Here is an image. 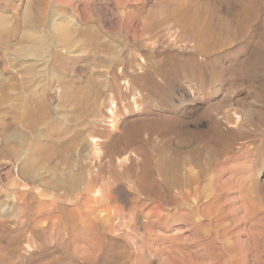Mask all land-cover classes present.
I'll return each instance as SVG.
<instances>
[{"label":"bare ground","instance_id":"1","mask_svg":"<svg viewBox=\"0 0 264 264\" xmlns=\"http://www.w3.org/2000/svg\"><path fill=\"white\" fill-rule=\"evenodd\" d=\"M115 5L119 23L111 37L102 33L100 24L78 27L75 18L49 7L46 0L27 3L20 11L0 12V43L11 68L8 75L0 76V117L12 113L14 123L33 130L37 139L24 140L17 128L10 135L6 134L7 129L0 133V157L10 162L0 189V227L7 226L10 217H19L20 224L28 217L26 192L22 188L33 180L45 187L80 191L78 197L85 203L92 201L96 186L105 187L108 210L105 220L111 224L125 214L124 206L117 203L118 197L127 192L126 188L123 190V180L127 179L135 203L142 200L164 203L172 178L158 173L163 165L149 148L153 144L151 136L165 126H174L178 119L148 112L135 118L133 124L124 121L119 128L122 111L141 110L138 101H147L151 95V88L146 87L149 81L153 82L151 74L135 68L140 51L159 50L166 40L170 41L168 44L180 42L185 56L170 54V74L179 82L187 79L189 86L208 95L215 93L207 91L211 84H219L224 92V87L260 76L259 69L264 65V0H156L148 9L144 4L130 8L127 0H115ZM106 6L113 15L109 5ZM235 42H240L238 51L244 52L243 58L234 61L229 69L217 70L214 66L217 57L213 55L229 54L228 48ZM86 49L93 52L95 64L83 67L79 75H65L69 59L77 62L76 54ZM99 52L105 53V57L99 59L96 56ZM99 67L102 68L95 70ZM51 75L57 78L52 83L57 89L55 107L46 92L51 86L48 84ZM230 101L228 93L221 98L225 106ZM7 102L10 106L5 113L1 107ZM219 105L212 104L207 115ZM224 115L227 118L229 114L226 111ZM218 133L225 142L222 155L230 154L233 140L241 133ZM241 136L248 137L240 145V156L246 164L237 180L233 176L227 180L236 181L232 189L239 192L254 214L253 225L264 227V179L259 178L264 171V134ZM90 158H97L95 164ZM223 159L228 161L229 157ZM190 174L189 183L194 179L200 183L197 174L195 178ZM226 184L222 182V187ZM11 196L19 201V211L11 204ZM175 196L170 198L176 202ZM94 211L95 207L88 212L80 210L82 220ZM149 214L154 215L155 210ZM17 232L19 235L24 229ZM15 250L16 246L10 242L0 248V264H12L9 259ZM169 257H174L173 252Z\"/></svg>","mask_w":264,"mask_h":264},{"label":"rangeland","instance_id":"2","mask_svg":"<svg viewBox=\"0 0 264 264\" xmlns=\"http://www.w3.org/2000/svg\"><path fill=\"white\" fill-rule=\"evenodd\" d=\"M37 1L0 0V12L20 11L27 3L35 4ZM46 1L49 7L75 18L80 28L100 24L102 33L107 37L113 35L119 23L115 0H81L79 4L76 0ZM155 1L127 0V3L130 8L144 4L148 9ZM34 18L33 15V21ZM168 42H162L159 50L147 48L150 51L139 52L140 60L135 68L140 73L147 71L151 74L153 82L149 81L146 85L151 88V95L145 99L147 101H138L141 110H131L130 113L122 111V121L119 123V128L124 121L133 124L135 118L148 112L178 119L173 122L175 128L165 126L151 136L153 144L149 149L163 165L158 173L163 172L172 178L171 190L164 203L151 200H142L143 204L135 203L129 193L127 179L123 180V190L126 188L127 192L122 193L121 199L118 197L117 203L124 206L125 214L115 218L111 224L105 220L108 212L105 187L96 186L92 201L85 203L82 197H78L80 191L68 192L62 188L45 187L39 181H29L22 188L28 203V217L24 218L26 222L20 224L19 217H10L7 226L0 227V248L9 242L16 246L9 259L12 264H264V227L253 225L254 214L239 192L232 189L236 181L227 180L231 176L237 180L246 164L245 158L240 156V145L248 137L241 135L264 134V121H261L264 116V65L259 69L260 76L258 74L257 78L224 87V92L220 91L219 84L209 85L207 91L215 93L208 95L189 86L187 79L179 82L170 74L169 56H185L186 50L180 42ZM239 45L240 42L231 44L228 48L231 52L227 55L223 56L224 52L213 55L217 57L214 61L217 70L229 69L234 61L243 58L244 52L238 51L241 48ZM1 46L3 44L0 43V76L11 72L9 60L4 54L5 48ZM49 46V53L52 54L53 41ZM96 54L99 59L106 55L103 52ZM93 56L88 49L77 53V62L69 59L66 63L65 75H79L83 67L94 65ZM56 79L51 75L48 80L51 86L46 89L53 107L58 103L55 97L57 89L55 85L52 86ZM225 92L231 98L226 106L221 102ZM211 103L223 105L213 108L207 115ZM9 106L7 102L1 108L5 111ZM226 111L229 120L224 115ZM15 128L19 129L24 140H37L33 130L14 123L12 113L0 117V133L7 129L6 134L10 135ZM218 131L241 133L233 140L232 152L225 156L221 153L225 142L219 138ZM8 144L12 145V140ZM235 154L238 157H233ZM223 157H229V160ZM90 161L95 164L97 158H90ZM9 163L8 159L0 157V189L6 180ZM189 174L194 178L198 175L200 183L195 179L189 183ZM106 176L109 174L106 173ZM259 178L264 179V171ZM224 181L227 184L222 187ZM170 195H176V202L171 200ZM10 202L19 211L17 198L11 196ZM90 207H95V211L82 220L80 210L88 212ZM153 210L155 214H149ZM158 218L159 222L154 223L153 220ZM18 229H24V232L18 235ZM170 252H173V258L169 257Z\"/></svg>","mask_w":264,"mask_h":264}]
</instances>
